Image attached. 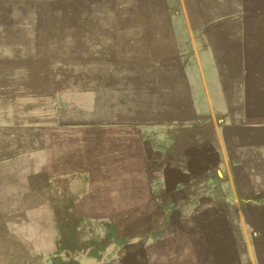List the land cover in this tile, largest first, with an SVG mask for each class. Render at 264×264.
Segmentation results:
<instances>
[{
  "label": "rangeland",
  "instance_id": "374dc122",
  "mask_svg": "<svg viewBox=\"0 0 264 264\" xmlns=\"http://www.w3.org/2000/svg\"><path fill=\"white\" fill-rule=\"evenodd\" d=\"M0 264H264V0H0Z\"/></svg>",
  "mask_w": 264,
  "mask_h": 264
},
{
  "label": "crops",
  "instance_id": "0c3cea01",
  "mask_svg": "<svg viewBox=\"0 0 264 264\" xmlns=\"http://www.w3.org/2000/svg\"><path fill=\"white\" fill-rule=\"evenodd\" d=\"M184 95L188 96L186 102L176 104L174 101L168 100L166 105H164L165 107L162 109V111L167 114L168 123L170 122V124L167 125L171 127L168 128L171 130L178 129L182 138L190 137V142H192L195 147L191 154H189V157H187L189 161H197L200 170L204 171L206 175L209 174V170L210 172L216 171L218 175H220V171L223 177V168L228 164L229 160H232V157L230 148L226 144V141L220 138V130H218L215 124L214 112L217 111V108L215 107L207 88L204 90L187 89ZM191 97L193 98L192 100ZM200 99H202L204 103H201ZM193 101L194 103H192ZM195 103H198L199 105L204 104V106L199 109L198 105ZM200 110L204 112L202 115L198 114ZM181 121H183V123L180 124L179 122ZM175 122H178L179 126L174 124L171 125ZM228 127L230 126L224 128ZM224 128H222V130H224ZM187 133H189V137L186 135ZM179 134L175 136V143ZM209 135L210 137L208 138ZM18 136L22 137V135ZM223 142L225 143V146ZM186 167L191 169L189 164L186 165ZM42 172L43 171L41 170L36 171L34 169L33 171H27L26 174L30 176L35 174L40 175ZM29 181H31V179H29ZM31 186L32 184L29 182L28 187ZM28 187H25V185L21 187L19 189L20 193L23 194L24 189Z\"/></svg>",
  "mask_w": 264,
  "mask_h": 264
},
{
  "label": "water",
  "instance_id": "95a60500",
  "mask_svg": "<svg viewBox=\"0 0 264 264\" xmlns=\"http://www.w3.org/2000/svg\"><path fill=\"white\" fill-rule=\"evenodd\" d=\"M220 175H221V172L219 171Z\"/></svg>",
  "mask_w": 264,
  "mask_h": 264
}]
</instances>
